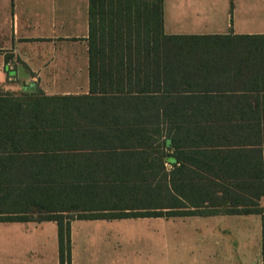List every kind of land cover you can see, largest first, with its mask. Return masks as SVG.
I'll return each mask as SVG.
<instances>
[{
	"label": "trees",
	"instance_id": "16d2710c",
	"mask_svg": "<svg viewBox=\"0 0 264 264\" xmlns=\"http://www.w3.org/2000/svg\"><path fill=\"white\" fill-rule=\"evenodd\" d=\"M86 40L88 93L0 92V222L55 221L58 263L71 264L73 219L219 212L121 200L141 190L132 166H157L166 196V162L248 149L262 194L264 33L167 34L163 0H88Z\"/></svg>",
	"mask_w": 264,
	"mask_h": 264
},
{
	"label": "crops",
	"instance_id": "0c3cea01",
	"mask_svg": "<svg viewBox=\"0 0 264 264\" xmlns=\"http://www.w3.org/2000/svg\"><path fill=\"white\" fill-rule=\"evenodd\" d=\"M163 26L167 34L264 33V0H163ZM87 36L88 0H0V92L37 91L46 95L88 93ZM214 157L208 159L200 155L199 166H173L166 162L164 170L167 172L170 191L166 196H159L157 166H132L131 171H127L142 182L138 184L141 190L126 189L119 197L127 202H143L150 210H159L162 202L165 203L163 211L181 202L188 205L183 209H195L191 205L197 201L199 209H218V213L76 219L88 221L92 225L132 219L146 226L150 221L159 219H212L209 227L204 229L206 237L201 236L202 228L184 230L196 236L194 250L200 256L201 252L206 255L208 248L220 252H223L224 247L228 248L220 234L217 235V225H220L219 232L231 231L228 222L259 217L264 235V174L262 194L256 197L254 176L258 163L254 151H215ZM173 184L179 191L189 192L193 203H190L191 199L178 195ZM232 207H260L261 212L225 211ZM42 222L50 221L36 223ZM95 229L101 233L94 234V230L89 229L90 234L82 237L77 247L73 246L74 241L71 242V264H120L118 260H103L101 247L102 250L107 246L121 250L124 244L121 237L106 226ZM246 230L235 231L244 236L248 232ZM18 239L17 243L8 241L0 244V264H59L57 231L50 245L41 236L23 235ZM230 244L234 248H242L235 239ZM48 249L50 262L40 257ZM32 254L35 256L32 257ZM261 256L259 263L264 264V243ZM255 263L252 258L251 264ZM138 264L159 263L146 260Z\"/></svg>",
	"mask_w": 264,
	"mask_h": 264
},
{
	"label": "rangeland",
	"instance_id": "374dc122",
	"mask_svg": "<svg viewBox=\"0 0 264 264\" xmlns=\"http://www.w3.org/2000/svg\"><path fill=\"white\" fill-rule=\"evenodd\" d=\"M251 218L242 222H228L231 231H221L222 233L218 230L220 225H217L215 228L218 231L217 235L220 234L224 245H228V248L224 247L223 252L208 248L206 255H202L201 252V256L194 250V242H197L194 239L196 236L188 234L184 230L202 228L201 236L206 237L204 229L209 227L212 219L205 220L193 217L159 219L150 221L147 226L132 219L113 220L105 223L106 225H92L85 220L73 219L70 221L71 242L74 241L73 246L77 247L81 238L90 234L89 229L94 230V234H96L101 232H96L95 227L106 226L109 227L110 231L117 232L124 244L121 250H114L110 246L102 250L101 247L103 260H118L120 264H138L146 260L157 261L159 264H251L252 258H254L255 264H257L262 260L263 226L259 217ZM221 224L224 225V222ZM232 228L235 230L247 229L248 232L243 236ZM56 231V224L52 221L42 223L0 222V244L8 243V241L17 243L18 237L26 235L27 237L41 236L42 240L50 245ZM112 232L111 234H113ZM98 236L102 237L103 234H98ZM234 239L239 241L242 248L238 246V248H234L230 244ZM46 252L43 257H40L46 262H50V249ZM33 256L35 255L32 254Z\"/></svg>",
	"mask_w": 264,
	"mask_h": 264
}]
</instances>
